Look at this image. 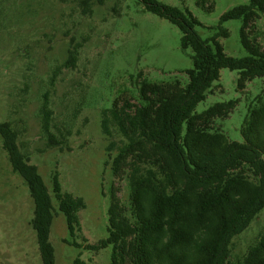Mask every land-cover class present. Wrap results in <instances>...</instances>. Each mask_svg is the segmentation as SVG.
Wrapping results in <instances>:
<instances>
[{"label":"rangeland","instance_id":"1","mask_svg":"<svg viewBox=\"0 0 264 264\" xmlns=\"http://www.w3.org/2000/svg\"><path fill=\"white\" fill-rule=\"evenodd\" d=\"M186 10L197 19L194 30L202 39L218 32L220 16L247 0H157ZM228 32L219 37L224 52L234 58L247 56L240 43V19L221 25ZM252 37L264 49V12L254 23ZM182 33L169 20L147 11L137 0H0V122H9L17 144L36 166L51 190V176L59 175L63 192L81 197L80 233L75 241L94 244L107 236V208L111 183L125 202L126 181L110 172L109 156L121 145L115 131L108 137L100 127L101 111L115 98L136 103L141 78L151 82L178 79L187 82L191 50L182 49ZM69 51L73 66H66ZM141 77L137 78V74ZM238 73L220 70L212 91L197 104L200 113L214 103L235 100L228 118L215 126L230 141L242 142L240 128L255 97L264 93V78L237 87ZM51 111V145L43 130V103ZM108 148L110 149L108 151ZM108 162V164H106ZM33 202L22 178L11 169L0 137V264H42L35 233L30 226ZM264 231V208L249 227L230 244L234 262ZM72 241L61 213H54L49 240L54 264H110L111 248L97 252L64 243Z\"/></svg>","mask_w":264,"mask_h":264},{"label":"trees","instance_id":"2","mask_svg":"<svg viewBox=\"0 0 264 264\" xmlns=\"http://www.w3.org/2000/svg\"><path fill=\"white\" fill-rule=\"evenodd\" d=\"M90 1L82 0V4ZM137 1L179 28L180 46L190 48L192 66L185 70L184 85L178 79L151 82L141 78L136 103L115 98L101 111L102 133L111 137L114 130L121 138L114 156L108 154L111 175L126 181L128 188L123 202L118 187L111 183L104 239L83 246L75 241L81 231L83 199L62 191L57 171L52 173L49 190L36 166L21 152L11 124L0 122L2 149L33 202L30 226L41 262L54 264L49 231L57 212L63 215L72 238L64 243L94 252L110 247V264H264V231L230 262L232 239L264 208V93L248 108L240 128L242 142L230 141L215 126L216 119L228 118L235 100L195 112L219 80L221 69L238 73L240 90L254 78H264V49L252 37L254 23L264 12V0H247L225 11L218 32L210 39H202L194 30L199 22L189 11L157 0ZM205 1L197 4L211 9L212 3L204 6ZM232 19L241 20L240 43L247 56L227 55L218 39L228 36L221 25ZM75 60V52L69 51L65 65L73 66ZM41 113L48 141L57 145L49 130L51 111L46 102Z\"/></svg>","mask_w":264,"mask_h":264}]
</instances>
